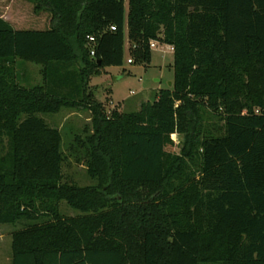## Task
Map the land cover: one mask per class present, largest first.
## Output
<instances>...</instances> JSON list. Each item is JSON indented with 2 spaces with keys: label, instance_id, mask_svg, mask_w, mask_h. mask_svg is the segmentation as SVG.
Here are the masks:
<instances>
[{
  "label": "trees",
  "instance_id": "trees-1",
  "mask_svg": "<svg viewBox=\"0 0 264 264\" xmlns=\"http://www.w3.org/2000/svg\"><path fill=\"white\" fill-rule=\"evenodd\" d=\"M30 1L47 29L0 17V224L23 223L12 264H264V0ZM125 27L131 64H150L151 41L172 47V85L108 113L89 82L122 66ZM16 59L41 83L21 85ZM63 108L90 113L73 149L95 185L63 180L61 134L38 117Z\"/></svg>",
  "mask_w": 264,
  "mask_h": 264
},
{
  "label": "rangeland",
  "instance_id": "rangeland-1",
  "mask_svg": "<svg viewBox=\"0 0 264 264\" xmlns=\"http://www.w3.org/2000/svg\"><path fill=\"white\" fill-rule=\"evenodd\" d=\"M127 10V0H125ZM126 12V11H125ZM0 13L15 30H43L50 25V14L45 10H36L30 0H0ZM124 36V61L120 67H105L100 75L92 77L89 85L94 88L98 100L105 105L109 113L112 110L119 112L136 111L135 104L142 101H152L157 96L159 89L168 88V82L173 79V54L164 44H157L151 50V62L148 65L128 64L129 57L127 45V32ZM12 66L17 74L18 82L25 87H33L41 83L40 65L16 59ZM118 80H115V78ZM159 79L160 82H155ZM159 87V88H158ZM113 89L112 106L108 97V89ZM133 91V94H130ZM109 101V102H108ZM125 103H133L130 110L120 109ZM45 123L57 129L61 134L62 174L63 180L73 182L77 186L85 187L95 185L87 174L82 153L73 149L75 136H84L83 130L90 127V113L83 109L63 108L54 114H38ZM222 122L215 116L205 113L203 125L205 128L217 132L222 127ZM181 138L171 136V143L165 147L170 154H179ZM10 152V142L7 136L0 135V158L3 159ZM60 212L66 217L75 216L77 211L60 203ZM23 223L0 224V264H12L11 235L20 229Z\"/></svg>",
  "mask_w": 264,
  "mask_h": 264
},
{
  "label": "crops",
  "instance_id": "crops-1",
  "mask_svg": "<svg viewBox=\"0 0 264 264\" xmlns=\"http://www.w3.org/2000/svg\"><path fill=\"white\" fill-rule=\"evenodd\" d=\"M0 17L1 18H3L4 20H6L5 18H4V15L2 14V13H0ZM7 21V20H6ZM166 46V48L173 54V51H172V49H171V47L170 46H168V45H165ZM126 47H128V42H127V45H126ZM153 49V48H152ZM151 49V50H152ZM127 62V61H126ZM129 64V63H128ZM91 80H92V77H91V79H90V83H91ZM116 80H118V78L116 77ZM154 81L155 82H160V80L159 79H154ZM169 82H172V81H169ZM91 85V84H90ZM159 88V87H158ZM168 88H169V86H168ZM159 90H161V89H159ZM130 94H133V91H130ZM112 95H113V89L112 88H110V89H108V97H109V101H110V103L112 104V106H117V104H115L114 102H113V98H112ZM143 102H145V101H142V102H140V103H137V104H135V108H137V110L140 108V105L143 103ZM146 102H148V101H146ZM149 102H151V101H149ZM132 105H133V103H125L124 104V106H122L120 109L122 110V109H126V110H130L131 109V107H132ZM136 110V111H137Z\"/></svg>",
  "mask_w": 264,
  "mask_h": 264
},
{
  "label": "built area",
  "instance_id": "built-area-1",
  "mask_svg": "<svg viewBox=\"0 0 264 264\" xmlns=\"http://www.w3.org/2000/svg\"><path fill=\"white\" fill-rule=\"evenodd\" d=\"M110 30L114 31L115 27L111 26ZM157 44H158L157 42L151 41L150 44H149L150 49L155 48L157 46ZM88 46H89L90 56H94V38L93 37H88ZM171 49H172V47H171ZM172 51H173V49H172ZM127 63L131 64L132 63V59L128 58L127 59Z\"/></svg>",
  "mask_w": 264,
  "mask_h": 264
},
{
  "label": "water",
  "instance_id": "water-1",
  "mask_svg": "<svg viewBox=\"0 0 264 264\" xmlns=\"http://www.w3.org/2000/svg\"><path fill=\"white\" fill-rule=\"evenodd\" d=\"M115 80H116V78H115ZM172 85V82H168V86L170 87Z\"/></svg>",
  "mask_w": 264,
  "mask_h": 264
}]
</instances>
